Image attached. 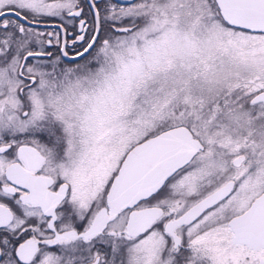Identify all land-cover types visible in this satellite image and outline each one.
Returning <instances> with one entry per match:
<instances>
[{"label":"snow or ice","instance_id":"obj_1","mask_svg":"<svg viewBox=\"0 0 264 264\" xmlns=\"http://www.w3.org/2000/svg\"><path fill=\"white\" fill-rule=\"evenodd\" d=\"M0 264H264V0H0Z\"/></svg>","mask_w":264,"mask_h":264}]
</instances>
